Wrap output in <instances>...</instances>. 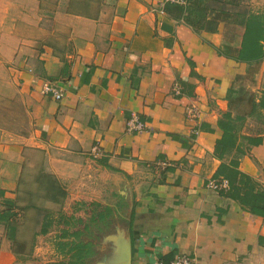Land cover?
I'll return each mask as SVG.
<instances>
[{"label":"crops","instance_id":"obj_1","mask_svg":"<svg viewBox=\"0 0 264 264\" xmlns=\"http://www.w3.org/2000/svg\"><path fill=\"white\" fill-rule=\"evenodd\" d=\"M253 4L264 8V0ZM175 5L0 0V98L21 99L29 120L26 131L0 126L8 135L0 142V210L19 196L26 172L40 186L55 177L67 193L84 161L103 159L136 183L128 221L102 239L94 264L185 254L200 264H264V218L209 185L222 180L217 140L228 130L263 137L239 167L264 186V129H250L230 101L247 67L261 64L262 76L264 59L247 65L219 55L208 42L223 43V26L198 34ZM183 82L192 87L177 94ZM49 83L61 99L45 92ZM136 117L142 131L129 130ZM14 245L0 226V264H18Z\"/></svg>","mask_w":264,"mask_h":264},{"label":"rangeland","instance_id":"obj_2","mask_svg":"<svg viewBox=\"0 0 264 264\" xmlns=\"http://www.w3.org/2000/svg\"><path fill=\"white\" fill-rule=\"evenodd\" d=\"M248 1L251 2V9ZM257 1L247 0L241 7L227 4V22L207 19L210 11L204 10L206 16L202 18V23L208 31L223 26V43H212L230 52L229 47L239 43L243 29L239 12L244 11V7L245 10L249 8L248 11L257 10L253 6ZM214 15L211 13L210 17ZM213 30L210 32L214 33ZM261 66L247 67L246 74L237 78L230 99L231 108L243 116L253 130L264 129V108L255 104L264 92V70L262 76L259 74ZM28 122L21 99L0 98L1 127L26 131ZM0 132L1 142L8 135ZM30 175L33 174L26 172L19 196L11 202L12 209L4 204L0 210L3 234L9 238L13 233V247L21 251L18 264H94L102 239L113 227L128 221L135 177H124L97 160L88 159L82 163L77 178L64 184L68 189L66 199L53 202L48 197L44 198L40 183L26 180ZM1 214L8 217L7 223L1 220ZM42 226L48 227L46 233L40 232ZM80 249L86 250L80 252ZM91 249H95L97 254L87 256V251Z\"/></svg>","mask_w":264,"mask_h":264},{"label":"trees","instance_id":"obj_3","mask_svg":"<svg viewBox=\"0 0 264 264\" xmlns=\"http://www.w3.org/2000/svg\"><path fill=\"white\" fill-rule=\"evenodd\" d=\"M246 2L247 0H187L185 5L176 4L175 6H177L185 22L189 24L196 33L201 34L202 31L210 32L213 30V28H210L208 31L204 23H202V18L206 16L203 12L204 10H209L210 14L215 13L213 17H210V14H208L207 19L211 18L219 20L220 22H227L226 18L228 17L229 13L225 6L227 4H231L241 7L243 6V3ZM248 3L247 4L250 8L251 2L248 1ZM201 4H203V6ZM242 9L244 11L239 12L238 14L239 18H241L240 24L244 29L240 46H230V52H228L219 46L217 47L212 42L208 43L217 49L219 55L233 59L237 62L252 65L264 59V9H252L250 11H248V9L245 10V7ZM218 29L219 27L213 31L217 32ZM182 85L183 89L181 93L185 94L186 91L184 87H189V89L192 87L191 84L184 82ZM255 104L260 108H264V92L261 99ZM262 141L263 137L261 135H242L239 138L235 133L225 130L221 137L217 140L221 164L216 171L215 177L218 179H226L229 182L228 190H221L222 193L238 200L243 209L247 210L248 212L264 218V186L253 176L243 172L239 167L241 157L249 151L251 146L258 145ZM100 162L106 165V161L103 159H100ZM107 166L112 169V167L109 165ZM164 172L165 171H162L159 182L165 181ZM48 177L49 178L47 181H45L43 184L41 183L44 192V198L47 199L48 197L53 202L64 201L67 193L63 189L61 183L53 176ZM11 202L12 200L10 199L5 200V204L9 206V209H12ZM1 220L7 223L8 217L1 214ZM6 226L8 227V224ZM47 230V226H42L40 232L46 233ZM9 238L11 240H15L14 234L11 233ZM85 250L86 249H80L79 251L85 252ZM15 252L21 255L20 250H15ZM96 254L97 252L95 249L87 251V256H94Z\"/></svg>","mask_w":264,"mask_h":264},{"label":"built area","instance_id":"obj_4","mask_svg":"<svg viewBox=\"0 0 264 264\" xmlns=\"http://www.w3.org/2000/svg\"><path fill=\"white\" fill-rule=\"evenodd\" d=\"M167 2H171L179 5H185L187 3V0H167ZM45 92L47 93L51 92L56 99H61L63 97L62 91L59 90L57 87H55L52 83H49L45 86ZM175 92L177 94H180L181 92L180 87L178 86L175 87ZM197 114H198V110L196 109H191L189 111L190 116H197ZM128 127L129 130L142 131L145 128V124L139 117H136L135 119L129 121ZM164 166H165L164 162L158 163L159 168L161 167L164 168ZM209 185L213 188H217L221 190L229 188V182L226 179H222L220 181L217 180L210 181ZM155 264H200V263L195 257L185 254V255L177 256L174 259L168 261L159 260Z\"/></svg>","mask_w":264,"mask_h":264}]
</instances>
